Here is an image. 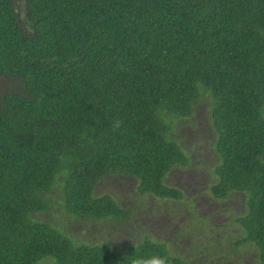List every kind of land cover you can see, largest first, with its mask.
<instances>
[{
    "label": "trees",
    "instance_id": "16d2710c",
    "mask_svg": "<svg viewBox=\"0 0 264 264\" xmlns=\"http://www.w3.org/2000/svg\"><path fill=\"white\" fill-rule=\"evenodd\" d=\"M23 2L21 15L0 0V264H264V0ZM205 95L216 135L207 196L241 194L244 206L216 227L192 200L165 238L135 217L142 197L125 206L96 190L124 176L139 196L184 202L166 180L191 163L177 127ZM58 207L57 224L47 212ZM70 216L139 235L75 242Z\"/></svg>",
    "mask_w": 264,
    "mask_h": 264
},
{
    "label": "rangeland",
    "instance_id": "374dc122",
    "mask_svg": "<svg viewBox=\"0 0 264 264\" xmlns=\"http://www.w3.org/2000/svg\"><path fill=\"white\" fill-rule=\"evenodd\" d=\"M18 7L21 11V15L24 14L25 5L23 0H16ZM1 81V79H0ZM211 97L205 95L204 98L195 104V114L190 120L186 119L177 127L178 135L182 136L183 143L189 149H192L189 153L192 155L191 163L186 166L175 167L170 175L167 177V183L180 186L187 191L188 196L184 199V202H176L174 200L156 199L152 196L144 198L143 195L139 196L136 192V181L133 178H126L124 176H109L100 182L96 190L97 194L110 193L118 197L119 201L125 205L130 206L134 199L142 197L146 206L140 210V214L135 215L142 221L145 219L147 225H150L152 229L157 228L164 237H168V234L177 226L179 222L186 221L189 218V209L193 205L192 200L196 201L195 204L199 208V213L202 215H208L209 213H217L215 217V226L224 225L223 223L234 218L235 214L244 206V198L240 194L237 197L234 195L229 200H212L209 199L206 191L214 179L212 168L216 164L213 151V141L216 137L213 126V120L210 114L211 110ZM211 140V141H210ZM195 146V147H194ZM192 197V198H190ZM55 208V207H54ZM55 209H53L54 211ZM176 210L178 216L174 217L173 213ZM217 211V212H216ZM47 212L48 218L58 224V219L62 223V218L66 219L67 216L64 211L58 207L55 213ZM71 217V216H70ZM108 218H113L108 216ZM124 222V221H123ZM122 222V223H123ZM105 223V224H104ZM126 223V222H125ZM115 223L108 219L98 218H74L69 219L67 233L75 242L77 239H84L86 241H99L108 243L111 241L115 243H130L134 238H137L139 232H137V226L135 232L126 227L125 224L116 223L117 228L114 230L113 225ZM232 224V222L230 223ZM60 228V225H58ZM150 229L149 226L146 227ZM227 230V229H223ZM235 231V229L231 230ZM76 236L75 237H73ZM112 236V237H111ZM191 236L187 235L185 239L181 240L180 248L186 252L190 249ZM110 241V240H109ZM122 246V245H116ZM194 250L192 249V251ZM201 255V254H200ZM202 258H205L202 256ZM199 256L192 259V264L199 261ZM38 264H56V258L47 256L39 261Z\"/></svg>",
    "mask_w": 264,
    "mask_h": 264
},
{
    "label": "clouds",
    "instance_id": "9594fccd",
    "mask_svg": "<svg viewBox=\"0 0 264 264\" xmlns=\"http://www.w3.org/2000/svg\"><path fill=\"white\" fill-rule=\"evenodd\" d=\"M151 264H165V261L163 259H157L153 260Z\"/></svg>",
    "mask_w": 264,
    "mask_h": 264
}]
</instances>
